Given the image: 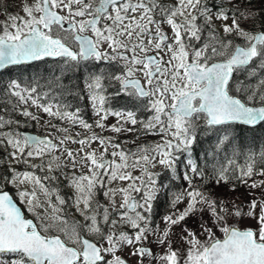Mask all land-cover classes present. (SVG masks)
I'll list each match as a JSON object with an SVG mask.
<instances>
[{
    "label": "snow or ice",
    "instance_id": "1",
    "mask_svg": "<svg viewBox=\"0 0 264 264\" xmlns=\"http://www.w3.org/2000/svg\"><path fill=\"white\" fill-rule=\"evenodd\" d=\"M237 11L226 9L223 0L215 11L207 0H176L175 4L160 0H35L33 5L23 6L26 19L9 17L11 23L0 32V69L45 58L59 60L61 75L83 74V94L70 87L66 92L80 100L86 96L98 117L96 127L117 134L143 131L159 135L161 142L126 151L112 137L95 133L73 136L69 127L79 126L89 132L92 128L80 115L79 107L73 111L71 104L42 103L47 93L42 96L38 85L9 81L4 91L16 97L18 104L30 102L69 127L45 121L64 135L49 132L39 136L13 130L11 125L15 123L18 129L21 122L0 116V145L11 149L10 161L27 163L28 158H40L41 165L31 167L43 171L46 155L60 151L64 157L52 156L46 162L49 175L43 177L11 166L7 171L0 170V255L12 257L7 262L0 260V264H128L118 254L125 247L131 249L129 256L136 258V264H144L146 258L149 264L152 260L162 264H264V196L251 200L245 211L235 203L229 207L211 191L203 190L209 185L214 189L231 184L234 191L236 183L264 188V181L249 183L253 175L264 176V148L242 152L234 144L238 137L233 134L240 126L264 124V30L241 28V19H254L258 13L247 10L237 15ZM230 15L231 25H222L221 37L213 27V18L227 21ZM201 18L203 24L197 22ZM163 25L170 27L171 36ZM89 32L91 35L85 34ZM233 33L244 41L242 45L228 39ZM241 75L243 80L239 79ZM55 79L60 81L61 76ZM110 88L116 90L109 92ZM119 96L128 97L132 106L112 108L111 99ZM141 110L152 115L141 120L137 116ZM19 114L39 123L40 117L27 107L19 109ZM109 116L117 120L106 126L104 121ZM138 124L140 129L136 128ZM6 127L9 130L3 131ZM213 134L214 147L204 153V163L200 164V157L194 155L197 138ZM69 142L80 148L73 152L66 146ZM94 142L102 149L99 156L95 149L85 150ZM109 148L114 149L112 159L106 158ZM229 148L232 154L218 161L220 152ZM241 154L245 156L243 165L235 158ZM78 165L87 167L88 174L63 172ZM158 165L170 174L163 185L159 183L162 173L149 171V167ZM132 169H140L141 174L133 176ZM56 171H62L73 189V205L85 223L69 222L63 215L67 201L47 183L58 182L59 178L51 174ZM181 177L187 187L180 192L169 191L170 181ZM116 180L129 183L103 192L111 211L107 207L101 211L98 203L93 206L97 189H105ZM196 180L201 183L195 184ZM24 184L31 187L20 188ZM7 185L17 188L20 203L34 219L25 217L4 190ZM161 190L173 209L187 201L183 210L163 217L167 227L162 233L151 226ZM117 193L122 194L118 207L114 201ZM205 213L211 226L204 219ZM198 214V229L205 239L185 225L180 238L187 247L182 255L180 249H172L170 231ZM233 217H250L258 226L241 229L229 223ZM122 225L129 226L132 234L118 230ZM214 229L222 236H217ZM85 232L97 240L85 238ZM150 237L166 246L163 255L157 256L145 246L153 242Z\"/></svg>",
    "mask_w": 264,
    "mask_h": 264
},
{
    "label": "rangeland",
    "instance_id": "2",
    "mask_svg": "<svg viewBox=\"0 0 264 264\" xmlns=\"http://www.w3.org/2000/svg\"><path fill=\"white\" fill-rule=\"evenodd\" d=\"M162 1H164V2H162ZM226 1L228 2L231 0H226ZM242 1H244V0H232V3L234 4V7L237 9L238 5ZM160 2H162L164 4H175L176 0H161ZM34 3H35V0H0V32H2L3 26L5 24L11 23V21L9 20L10 16L18 15L21 17H25V19H26L27 17L25 16V13L23 12V6L25 4L33 5ZM246 9L247 8H244L245 11H246ZM249 10H252V9L249 8ZM61 13H63V12H61ZM237 15H239V12H237ZM230 17H231V15H230ZM197 22L200 24L204 23L202 18L198 19ZM213 22L216 24V26L214 28L216 29L217 34L220 35V30L222 31V25L225 23H227L228 25H231L232 20H231V18H229L227 21H222V20H216L215 18H213ZM245 22H246L245 20L241 19L240 26H241V28L248 30V26H244ZM162 27H163V30L166 33H168L169 36L172 35L171 29L169 26L163 25ZM222 33H223V31H222ZM232 36H235V34L233 33ZM228 39H231L232 41H234L231 38V36H229ZM237 40H241V39L239 37H237ZM193 43L195 44V41H193ZM196 46L199 47L200 45L197 44ZM7 84L8 83L5 84L4 88L2 85H0V89L3 88L2 91H4ZM2 91H0V95H1L0 96V102H3L5 104H3L2 106L0 105V116H3L5 119H9L7 116L8 114H6L8 111H9L8 112L9 114L11 113L10 115L15 117V115H13V113L11 112L12 109H10V108H13L12 105H17L16 106L17 107L16 112H18V113H19V109L27 107L30 112L38 115L40 117V119H42V121H39V123H37V124H42L44 130L47 131V134L49 132H51L53 134V136L64 135V133H59V134L56 133L55 129L50 128L48 125L45 124V121H48L49 124H55V125L60 126V127H69V125L66 122H61L58 119L48 117V115L46 113H43L42 111H40L36 107L31 106L30 102L28 105L18 104L16 97H10V96H8V94L6 92L4 93ZM8 97H9V99H8ZM5 100H7V101L5 102ZM8 100H9V102H8ZM7 105H8V107H7ZM3 106H4V109L1 108ZM147 118L145 120H147ZM97 119H98V117L94 115L93 116L94 122H93V125L91 128V132H88V134L90 135L91 133H95V134L102 136V137H112V138H114L113 142L120 144L121 148H123L126 151L127 150H133L134 151L140 145L156 144V143L161 142V137L159 135L145 134L143 131L122 132L120 134H117V133H113L111 131H108L106 129H100V128L96 127ZM116 120H117L116 117L109 116L108 119L106 121H104V123L106 126H110L112 124H115ZM31 123H33V122H31ZM128 127H131V125H128ZM11 128L13 130H16L17 126L12 127V125H11ZM136 128L140 129V125L139 124L136 125ZM2 130L8 131L9 129L6 127L5 129H2ZM69 132L73 136H76V132L80 133V136L82 135V133H84L83 129L79 126L69 127ZM56 143H58V141H56ZM66 146L68 148L72 149L73 152H75L77 149L80 148L79 144H74V143H70V142L67 143ZM93 149L96 150V154H97V156H99L102 149L99 147L98 142L92 143L90 146L86 147L85 150L86 151H92ZM10 151H11V149L6 150L3 145H0V170H2V171H7V169L11 166L20 172L31 171V172H34L37 176L43 177L45 175H49V173L47 171V163L46 162L49 159H51L52 156H60L62 160L64 159V157L60 151H55L49 155H46L43 158L44 159V170L41 171L39 167H36V168L31 167L32 165H37V166L41 165L42 161L40 158H28L27 163H24V162L17 163L15 161L9 160L8 153ZM112 151H114V149H112V148L108 149V155L106 157L107 159L108 158L112 159V157H111ZM162 167L163 166L158 165L155 168H151V167H149V168L159 170ZM73 171L75 172V174L77 176L82 175V174H88L87 167H81L79 165L77 166V168L75 170L72 169L71 167L63 169V172H67L69 174H72ZM131 171H137V170L133 169ZM51 174L56 175L59 178V180H58V182L49 181L47 183H49L51 186L54 185V187H56L58 189L59 194L63 193V191L71 193L72 195L74 194L73 189L71 187H69V185H68V181H66L64 179L62 171H56V172L51 173ZM132 175L135 176L134 174H132ZM253 180L259 183L260 181H264V176L253 175L251 180H249V183H251ZM105 181H107V177H105ZM125 183H126V185H128L129 182L128 181H119V180L113 181L111 184H106V190H107V188L115 189L112 186V184L117 185L118 189L124 188L123 186ZM30 187L31 186L28 184L20 185V188H30ZM186 187H187V184H186ZM9 188H11L14 191L17 199L19 200V197L17 195V188L13 185H7V187L4 190H9ZM231 189H232L231 184H222L220 187L214 188V189L212 188L211 185H209L206 188H204L203 190L206 192L211 191L212 196L214 198H216L217 200L223 199L229 205V207H231L232 204L235 203L236 205L241 206L245 211H247V204L250 203L251 200L256 199V198H261L262 196H264V188L251 189V188L247 187L246 185L236 183L235 190L233 191ZM103 192H104L103 189H101L100 191H97L96 198L100 201V203L105 204L106 207L109 210H111V204L109 202V199L104 196ZM41 199H43V197H41ZM121 200H122V194L117 193V195L114 197V201H115V204L117 207L121 203ZM19 202H20V200H19ZM186 203H187V201L185 199L184 201H182L181 203H179L176 206V209L183 210L184 207L186 206ZM22 206L27 211L26 206L24 204H22ZM176 209L172 208V212L176 211ZM39 211L43 212L42 209ZM258 211H259V209H257V212ZM28 214L30 216L31 215L33 216V214L30 212H28ZM63 214L68 221L70 220V218H68L65 214H69L72 218L76 219L75 221H77V222H78L79 216H81L79 212L71 211L68 206H64ZM80 218H83V216H81ZM74 219H72V220H74ZM204 219L208 220L209 226H211V219L207 213L204 214ZM199 222L200 221H199V214H198L196 217H191L187 221L182 222L178 226H173L171 231H170V241H171L172 249H174V250L180 249L182 255L185 252V249L187 246L182 242V240L180 238L181 234H182V230L185 227L183 225H186L188 228L196 231L199 238L201 240H204L205 237L203 235H200V232L198 229V223ZM229 223L235 224L239 228H247V227L255 228L258 226L256 224V221L251 219L250 217H243V218L233 217L229 221ZM165 227H166V224L164 223L163 220H161V222L157 226V231L162 233L163 230L165 229ZM214 231H216L217 236H222V234L219 233L216 229H214ZM145 245L151 246L153 248V253L157 256L163 255L164 252L166 251V246H162L160 244H157L154 241L152 243H147ZM130 251H131V249L129 247H125L124 250L119 252L118 254H122V256L124 258L128 259V258H130V256H129ZM131 258H135V257H131ZM144 264H149V258L145 259ZM151 264H162V262L152 260Z\"/></svg>",
    "mask_w": 264,
    "mask_h": 264
},
{
    "label": "flooded vegetation",
    "instance_id": "3",
    "mask_svg": "<svg viewBox=\"0 0 264 264\" xmlns=\"http://www.w3.org/2000/svg\"><path fill=\"white\" fill-rule=\"evenodd\" d=\"M162 2H164V1H162ZM61 14L63 15L64 13H61ZM213 24H214L213 27H215L216 24L214 22H213ZM250 31L253 32V30H250ZM85 34L86 35H91L90 32L89 33H85ZM231 38L234 40L233 41L234 45L235 44H241L242 45L244 43V41L242 39L241 40H237V36L236 35L235 36H232L231 35ZM46 59L53 60L52 58H45L44 60H46ZM59 65H60V68H61V63H59ZM105 67H106V65H105ZM60 68H58V70H57V76H61V80L60 81H57V83H58V91H57V94H56V101H54L53 103L63 102V103L71 104L72 105V109L71 110H73V111L75 110V108L79 107L81 109L80 115L90 125H93V122H94L93 116H94V114L92 112V109H91L88 101H87L86 96H85V99L84 100H80L78 96H69V95H67V92L64 89L63 78H64V75L65 74H69L70 76L77 78V80L79 81V85H78L77 91H79L81 94H83V89H84V84L82 82V76H83V74L82 73H77V72H71V73H64V75H61ZM239 79L243 80L244 79V76L241 75L239 77ZM252 83H254V81H252ZM115 90H116L115 88H110L109 89V92H114ZM62 91H63V95L61 94ZM38 92L42 96L45 93H47L45 91H42V89L40 91H38ZM47 95L44 96V99H42V101H41L42 103H45V104L49 103V102H46V99L48 98ZM0 103H1V105H3L2 102H0ZM110 104H111V107L114 108V109L130 108L132 106L131 103H130L129 98L126 97V96L114 97V98L111 99ZM14 106L16 107L17 105H14ZM11 112H13V111H11ZM6 114H8L7 116H8L9 119H11L13 121H20L21 122V126L18 129L16 128V130H18V131H20L22 133L27 132V131H31V132H34V133L40 135V136L41 135H47V131L44 130L42 124H37L36 121H30L29 118H25L22 115H19V113H17L18 114L17 115L16 112H13V114L16 115L15 118L17 117L16 119L14 117L12 118L11 115H9V113H6ZM150 115H152L151 112L144 111V110H141V111H139L137 113L138 118L141 119V120H145ZM39 121H42V119H40ZM31 122H33V123H31ZM15 126H17V125L15 123H13L12 124V127H15ZM83 131H84V133H82L81 137L82 136H88L89 135L88 134V132H89L88 130L83 129ZM77 133L78 132H76V134ZM205 136L206 135L199 136L197 138V141H198V139H200L202 137H205ZM77 138H79V137H77ZM54 142H56V141H54ZM212 143H213V146H214V138L212 140ZM194 155H197V156L200 157L199 163L202 164V162L204 161L203 160V156L204 155H202L199 152V146H198V144H196V146H195ZM108 159H110V158H108ZM136 170L137 171H132V174H134L135 176H139L141 174V170L140 169H136ZM149 171L156 172V173H162V175L160 176V180H159V183L161 185H163L165 183V181H168L169 180V175L170 174H169V172L164 167L160 168L159 170L150 169L149 168ZM145 179H146V177H145ZM194 183L198 185L200 183V181L199 180H196V181H194ZM170 185H171V187H170L169 191H171V192H180L184 188H186V182L182 179V177L180 179L175 180V181H170ZM112 186L115 189H118L117 188V185L112 184ZM126 186L127 185L125 183L123 187H126ZM53 187H54V185H53ZM100 190L101 189H99V188L97 189V191H100ZM105 190H106V188L103 189V191H105ZM8 191H10L13 194V196L16 198V200L19 202V200L17 199L14 191L11 188H9ZM60 195L63 196L66 199V201H67V204L65 206H68L71 211L78 212L76 210L75 206L73 205V197H74V194L72 195L71 193H68L66 191H63V193H60ZM132 195H134L135 197H137V199H139V194L133 192ZM53 200H54V197H53ZM96 203H98V204H100L102 206V208L100 209L101 211L103 210V207H106V205L103 204V203H100V201L95 196L93 206H95ZM19 204L21 205V207L23 209V212H24L25 217L26 218H29V219H34V217L32 215L30 216L28 214V212L25 210V208L22 206V204L20 202H19ZM80 207L83 208V205L81 204ZM109 211H111V210H109ZM171 212H172V207L169 204V200L167 198V195H166V193H165L164 190H161V192L159 194V198L156 201V208L154 209V217H153L151 226L154 227V228H157L158 224L161 222V220H163V217L165 215L171 213ZM65 215L68 218H70L69 222H77V221H75L76 219L72 218L69 214H65ZM80 217L81 216H79L78 222H80L81 224L85 223L84 219L83 218H80ZM113 217L114 218H117L115 216H113ZM72 219H74V220H72ZM183 226H185V225H183ZM166 227H167V225H166ZM118 230L127 231V232H129V234H132V231H133L127 225L119 226L118 227ZM105 231H107V228H105ZM53 234H55V233H53ZM82 234L85 235V238H88L89 240H91L93 242H95L97 240V237L95 235H89L86 232L85 233H82ZM149 239H150V241H154V237H150ZM150 243H152V242H150ZM145 246L148 247V248H150L152 250V252H153V248L151 246H149V245H145ZM119 255L122 256V254H119ZM11 258L12 257L10 255H0V260H3L5 262L9 261ZM122 258H124V257L122 256ZM124 259H126V258H124ZM126 260H128V264H136V258H131L130 257V258L126 259Z\"/></svg>",
    "mask_w": 264,
    "mask_h": 264
},
{
    "label": "trees",
    "instance_id": "4",
    "mask_svg": "<svg viewBox=\"0 0 264 264\" xmlns=\"http://www.w3.org/2000/svg\"><path fill=\"white\" fill-rule=\"evenodd\" d=\"M207 2L215 11L219 0H207ZM223 6L230 10L238 9L240 11H245L244 8H247V11L250 8L253 11H256L258 14L255 16V18L247 20L244 26H248V31L253 30V32H259L264 30V0H244L238 5L237 9L234 7L232 0L228 2L223 0ZM204 34L207 36V31H205ZM223 35L224 34L220 30V36L223 37ZM195 45H197L196 42ZM59 63H61L59 60L46 59L36 61L31 64L7 67L0 72V85H2L4 88L5 84L9 83V81L13 79L19 81L21 85H38V91L42 89V91L47 92V102H54L56 101V94L58 91V83L55 77L57 76L58 68H60ZM253 81L256 83L255 80ZM63 83L65 90L70 87L77 91L79 85L77 78L72 77L69 74H65ZM3 88L0 89V91H2ZM2 92L5 93V91ZM233 134L238 137L234 144L239 147L242 152H247L252 149L258 151L260 148H264V124H261L255 128H246L240 126L235 129ZM213 138L215 144L216 137L214 134L206 135L205 137L198 139L197 144L199 146V152L202 155L214 147L212 143ZM231 154L232 149L229 148L227 152H220L216 159L218 161H223L226 155ZM235 158L238 164L243 165L245 163V156L243 154L238 155ZM203 163L204 161L202 164ZM256 170L259 171V166Z\"/></svg>",
    "mask_w": 264,
    "mask_h": 264
},
{
    "label": "water",
    "instance_id": "5",
    "mask_svg": "<svg viewBox=\"0 0 264 264\" xmlns=\"http://www.w3.org/2000/svg\"><path fill=\"white\" fill-rule=\"evenodd\" d=\"M32 63V62H31ZM8 67V66H7ZM4 69V68H3ZM0 70H2V69H0ZM24 133H29V134H36V133H34V132H24ZM36 135H38V134H36ZM40 136V135H39ZM5 191H8V190H5ZM9 192V194L13 197V195H12V193L10 192V191H8ZM13 199H14V201L18 204V206L22 209V207H21V205L15 200V198L13 197ZM22 211H23V209H22ZM23 214H24V212H23ZM29 219V218H28ZM242 229V228H241Z\"/></svg>",
    "mask_w": 264,
    "mask_h": 264
},
{
    "label": "bare ground",
    "instance_id": "6",
    "mask_svg": "<svg viewBox=\"0 0 264 264\" xmlns=\"http://www.w3.org/2000/svg\"><path fill=\"white\" fill-rule=\"evenodd\" d=\"M2 94H3V93H2ZM3 95H4V94H3ZM5 95H6V94H5ZM0 96H1V95H0ZM6 99H7V98H6ZM8 99H9V97H8ZM6 101H7V100H5V102H6ZM8 102H9V100H8ZM10 102H11V101H10ZM2 103H3V102H2ZM3 104H4V103H3ZM0 105H1V103H0ZM1 106H2V105H1ZM4 106H5V105H4ZM4 106L1 107V108L4 109ZM13 106H14V105H13ZM7 107H8V105H7ZM7 109H8V108H7ZM10 109H12V108H10ZM6 111H7V110H6ZM11 111H12V110H11ZM8 112H9V111H8ZM8 112H7V113H8ZM12 113H13V112H12ZM17 113H18V112H16V114H17ZM10 114H11V113H10ZM10 114H9V115H10ZM13 115H15V114H13ZM17 115H18V114H17ZM11 116H12V115H11ZM15 116H16V115H15ZM12 117H13V116H12ZM14 118H15V117H14ZM16 118H17V117H16ZM16 118H15V119H16Z\"/></svg>",
    "mask_w": 264,
    "mask_h": 264
}]
</instances>
